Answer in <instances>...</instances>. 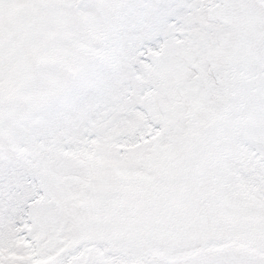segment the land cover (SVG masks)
I'll list each match as a JSON object with an SVG mask.
<instances>
[{"label":"snow or ice","instance_id":"1","mask_svg":"<svg viewBox=\"0 0 264 264\" xmlns=\"http://www.w3.org/2000/svg\"><path fill=\"white\" fill-rule=\"evenodd\" d=\"M0 264H264V0H0Z\"/></svg>","mask_w":264,"mask_h":264}]
</instances>
